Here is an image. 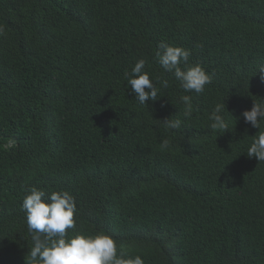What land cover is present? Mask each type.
I'll use <instances>...</instances> for the list:
<instances>
[{
	"label": "trees",
	"instance_id": "16d2710c",
	"mask_svg": "<svg viewBox=\"0 0 264 264\" xmlns=\"http://www.w3.org/2000/svg\"><path fill=\"white\" fill-rule=\"evenodd\" d=\"M0 25V264H25L31 186L75 197L71 235L103 230L145 264H264V162L242 116L264 99V0H0ZM162 42L212 75L203 93L159 65ZM142 58L170 84L149 105L124 78Z\"/></svg>",
	"mask_w": 264,
	"mask_h": 264
},
{
	"label": "clouds",
	"instance_id": "9594fccd",
	"mask_svg": "<svg viewBox=\"0 0 264 264\" xmlns=\"http://www.w3.org/2000/svg\"><path fill=\"white\" fill-rule=\"evenodd\" d=\"M2 35H5V29L0 25V36ZM190 55L189 49L166 42H162L155 53L159 65L166 73L172 74L184 92L200 94L212 82V75L200 64L189 65ZM145 66L146 60L142 58L131 71L126 70L124 73V78L140 105H149V100L156 102L165 96L161 89H168L170 86L166 78L157 76L151 79ZM257 72L264 78V64L258 66ZM180 102L184 105L183 117L190 118L192 97L182 95ZM166 103H162L161 107L166 106ZM225 109V101L216 103L212 108L208 119L209 127L214 133L230 130ZM242 116L245 123L259 129L246 153L249 158L255 157L259 162H264V130H261L264 125V99H254L251 109L245 110ZM158 120L165 130H175L182 126L180 118L173 119L169 116ZM169 146L170 139H164L162 149ZM21 210L25 213L27 228L31 234V247L25 257V264H145L141 255H129L123 243H118L111 234L103 230L94 234L76 232L71 235L70 231L77 228V205L75 197L67 190L47 194L43 189L31 186L26 189Z\"/></svg>",
	"mask_w": 264,
	"mask_h": 264
}]
</instances>
